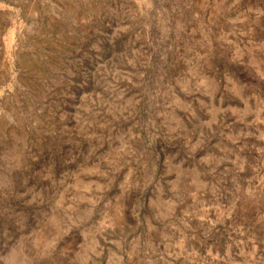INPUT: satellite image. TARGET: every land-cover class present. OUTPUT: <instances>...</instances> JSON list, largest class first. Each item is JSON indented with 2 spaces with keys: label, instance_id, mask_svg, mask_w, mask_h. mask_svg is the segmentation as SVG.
I'll use <instances>...</instances> for the list:
<instances>
[{
  "label": "rangeland",
  "instance_id": "obj_1",
  "mask_svg": "<svg viewBox=\"0 0 264 264\" xmlns=\"http://www.w3.org/2000/svg\"><path fill=\"white\" fill-rule=\"evenodd\" d=\"M0 264H264V0H0Z\"/></svg>",
  "mask_w": 264,
  "mask_h": 264
}]
</instances>
